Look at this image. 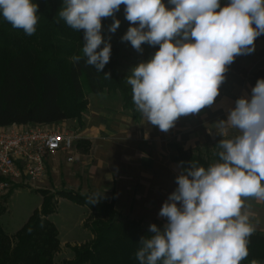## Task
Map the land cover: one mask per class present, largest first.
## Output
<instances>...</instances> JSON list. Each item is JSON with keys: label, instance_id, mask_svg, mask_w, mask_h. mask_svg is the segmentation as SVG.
I'll list each match as a JSON object with an SVG mask.
<instances>
[{"label": "clouds", "instance_id": "clouds-1", "mask_svg": "<svg viewBox=\"0 0 264 264\" xmlns=\"http://www.w3.org/2000/svg\"><path fill=\"white\" fill-rule=\"evenodd\" d=\"M168 4L174 7L163 0H64L58 13L70 28L84 30L85 63L99 73L111 54L101 20L125 6V18L138 27H129L122 41L137 51L144 43L159 45L126 81L136 110L162 132L179 117L211 106L227 66L236 56L253 52L256 38L264 34V0H230L224 7L220 0ZM37 12L32 0H0L2 17L29 36L36 32ZM119 26L114 20L109 32ZM217 127L222 136L229 127L238 134L218 143L220 162L205 168L193 160L177 175L178 187L158 213L167 223L162 229L149 226L150 235L141 238L135 253L139 264H241L248 257L255 226L246 201H264V79H258L251 99L239 98ZM104 198V192H94L87 202L94 205Z\"/></svg>", "mask_w": 264, "mask_h": 264}, {"label": "trees", "instance_id": "trees-1", "mask_svg": "<svg viewBox=\"0 0 264 264\" xmlns=\"http://www.w3.org/2000/svg\"><path fill=\"white\" fill-rule=\"evenodd\" d=\"M38 5V23L36 32L29 36L22 29L14 28L0 14V126L11 124H57L66 120H75L81 126L88 110L90 94L110 93L119 96L124 110L130 112L135 121L140 118L132 100L131 86L127 83V74L121 72L120 45L111 40L113 35L121 45H131L122 41L132 25L125 18V6L121 5L114 16L102 18L101 35L111 44L110 60L99 73L94 66L86 65L83 56L84 30L70 28L59 18L64 0H32ZM171 9L168 0H163ZM230 0H220L221 7ZM120 21L115 33L109 32L114 20ZM264 40V34L255 40ZM104 47L102 43L99 51ZM142 58L148 62L159 50V45L148 43L141 45ZM80 56L79 62L73 57ZM246 54L235 57L227 66L225 79L220 85L227 84L239 74L248 78L255 86L258 79H264V69L249 73L243 66ZM110 73V78L104 74ZM226 94L220 91L219 95ZM217 99V97H216ZM231 135L229 138H232ZM225 138L200 146L185 148L178 142H170L171 158L175 162H184L185 168L190 161H198L201 166L220 162L218 143ZM87 143V148L89 149ZM13 189L4 195V201L11 196ZM43 203L36 209L28 221L13 235L0 223V264H55V256L61 250L59 230L49 215L55 212L53 196L47 190H41ZM80 206L90 209L89 224L94 238L84 244L73 247V259L62 264H139L135 253L142 237L150 235L143 230L141 221L128 218L115 207V199L110 203L87 202L91 194L82 195L72 190L58 193ZM7 211L0 202V219ZM248 257L241 264H264V232L255 231L249 238ZM160 264V262H158Z\"/></svg>", "mask_w": 264, "mask_h": 264}, {"label": "crops", "instance_id": "crops-1", "mask_svg": "<svg viewBox=\"0 0 264 264\" xmlns=\"http://www.w3.org/2000/svg\"><path fill=\"white\" fill-rule=\"evenodd\" d=\"M254 51L256 57L247 70L249 73L264 69V40L256 43ZM254 87L247 77L239 74L233 82V96L224 95L199 113L179 117L167 132L141 116L135 121L131 114L117 113L124 112L122 104L117 111L110 109L105 106L102 94H90L84 124H79L81 138L74 143L75 162L69 161V154L65 152L49 156L48 177L51 173L53 180L52 173L62 165L61 183L66 185L63 160L57 159V164L50 161L64 154L67 162L74 164L70 167L71 173L78 180L77 188L72 191H110L115 204L119 200L135 203L137 214L144 205H160L167 200V194L178 187L177 174L171 171V166L178 162L171 158L170 142L193 148L238 134L229 127L225 135H220L217 122L227 121L239 98L250 100ZM87 143L90 146L85 150Z\"/></svg>", "mask_w": 264, "mask_h": 264}, {"label": "rangeland", "instance_id": "rangeland-1", "mask_svg": "<svg viewBox=\"0 0 264 264\" xmlns=\"http://www.w3.org/2000/svg\"><path fill=\"white\" fill-rule=\"evenodd\" d=\"M111 40L120 45L121 51V72L127 74V77L131 75V70L138 66L140 63H146L143 58V52L137 51L132 47V45H121L113 35H110ZM255 51L246 54L243 66L248 70L252 60L255 58ZM238 76V75H237ZM236 76V77H237ZM232 78L227 84L220 87V91H226V94L218 95L217 99L222 96H233V82L235 78ZM100 96V95H99ZM102 97L106 100V105L110 109L117 111L121 106V100L119 96L112 95L110 93H103ZM89 98V97H88ZM216 99V100H217ZM124 112L117 111L122 115L127 116L130 114L129 111L123 110ZM89 113V112H88ZM141 117L142 114L140 113ZM61 124H67L73 127L77 139L81 138L79 123L75 120L64 121L56 124L59 126ZM225 139H228L225 137ZM188 148V146H183ZM172 152V151H171ZM68 156L74 157V152ZM75 158V157H74ZM57 159L63 160L64 166V179L66 185L61 183V174L63 172L62 165L57 168L56 172H53V180L50 176L43 183L34 184L32 182L21 184L13 188L11 196L7 201H4V195H0V202L5 206L7 211L1 216L0 223L3 228L11 235L15 234L30 218L33 212L36 209H40L43 203V196L41 190H47L53 196V202L55 204V212L49 215V219L54 222L59 230V239L61 243V250L55 256V264H62L65 260L73 259L74 252L73 247L79 246L88 242L94 238V234L91 230L90 223L91 219L90 209L86 206H80L68 199H61L59 202L60 196L58 193L66 189H76L77 188V178L71 173L72 169L70 168L73 163H68L64 154L60 155L58 158H52V162L57 164ZM75 162V159L73 160ZM184 165L174 164L171 166V171L175 174H180L184 169ZM66 188V189H65ZM82 195L94 193L89 190H80L76 191ZM95 192H104L105 198L101 201L110 203L111 195L110 191H95ZM9 193V192H8ZM171 192L167 194V199ZM179 204V202H177ZM247 204L251 205L249 209L252 215V223L255 226V231L264 232V201H257L254 199H249L246 201ZM135 203H128L127 200H119L116 202L115 207L117 210L122 213L124 216L141 221V227L143 230L149 231V226L151 224H156L159 228H163L164 224L167 223L166 218L160 217L158 215L163 203L160 205H150L142 206L141 210L137 214L134 208Z\"/></svg>", "mask_w": 264, "mask_h": 264}, {"label": "built area", "instance_id": "built-area-1", "mask_svg": "<svg viewBox=\"0 0 264 264\" xmlns=\"http://www.w3.org/2000/svg\"><path fill=\"white\" fill-rule=\"evenodd\" d=\"M76 139L74 130L65 124L0 126V195L21 184L45 182L49 156L71 154ZM68 160L73 161V156Z\"/></svg>", "mask_w": 264, "mask_h": 264}]
</instances>
